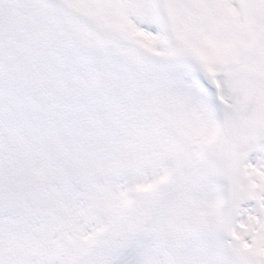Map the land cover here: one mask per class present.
Wrapping results in <instances>:
<instances>
[{"label": "snow or ice", "instance_id": "6c2138e0", "mask_svg": "<svg viewBox=\"0 0 264 264\" xmlns=\"http://www.w3.org/2000/svg\"><path fill=\"white\" fill-rule=\"evenodd\" d=\"M0 264H264V0H0Z\"/></svg>", "mask_w": 264, "mask_h": 264}]
</instances>
